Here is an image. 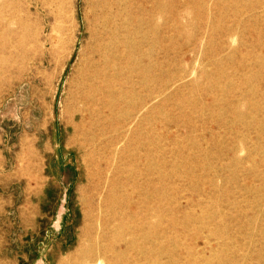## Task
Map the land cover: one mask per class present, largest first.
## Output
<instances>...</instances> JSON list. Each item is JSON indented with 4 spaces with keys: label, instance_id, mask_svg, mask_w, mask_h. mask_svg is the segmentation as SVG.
Listing matches in <instances>:
<instances>
[{
    "label": "rangeland",
    "instance_id": "1",
    "mask_svg": "<svg viewBox=\"0 0 264 264\" xmlns=\"http://www.w3.org/2000/svg\"><path fill=\"white\" fill-rule=\"evenodd\" d=\"M96 3L0 0V264L76 257L90 173L131 191L149 164L153 215L117 203L140 264H264V0H118L109 78L155 99L115 110L100 161L73 120Z\"/></svg>",
    "mask_w": 264,
    "mask_h": 264
},
{
    "label": "bare ground",
    "instance_id": "2",
    "mask_svg": "<svg viewBox=\"0 0 264 264\" xmlns=\"http://www.w3.org/2000/svg\"><path fill=\"white\" fill-rule=\"evenodd\" d=\"M95 6L96 29L77 86L75 101L79 106L74 108L73 120L80 117L82 126L77 124L76 131L84 136V145L88 153L93 156L99 155L100 161L103 136L111 125L109 117L115 116V110L120 106L127 108L134 106L121 124L123 127H130L129 125L137 119L140 109L152 105L155 98L152 94L142 102L129 105L124 86L109 78L108 66L114 56L117 40L114 24L116 17L113 11L118 6V0H97ZM148 171L150 178L143 184L138 182L131 191H128L129 183L123 185V181L118 176L111 178L105 170L96 169L94 173L93 171L90 173L88 187L83 192L86 211L82 250L73 259L60 264H123V261L127 262L125 264H140L139 248L138 253L134 255L129 250L132 246L136 247L138 242L129 241L124 235L118 234L117 226L118 221L124 222L128 216L125 206L134 209L137 204L131 205V197L124 198L121 204L119 202V206L117 203L120 194L129 192L128 196L137 195L140 203L151 204V206L147 205L144 211L148 216L153 215L157 210L155 208L157 202H154L156 182L152 178L155 167L149 164ZM127 180L130 181L128 178ZM141 189L147 190L143 194ZM146 227L151 228L152 225L140 223L134 230L129 227L128 232L133 234L135 231L145 230ZM115 244L117 249L114 248Z\"/></svg>",
    "mask_w": 264,
    "mask_h": 264
}]
</instances>
